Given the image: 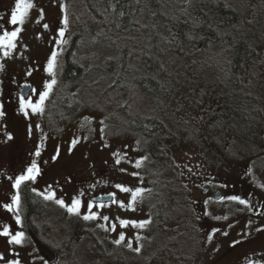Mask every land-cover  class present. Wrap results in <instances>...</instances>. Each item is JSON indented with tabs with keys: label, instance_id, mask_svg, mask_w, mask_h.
<instances>
[{
	"label": "rangeland",
	"instance_id": "obj_1",
	"mask_svg": "<svg viewBox=\"0 0 264 264\" xmlns=\"http://www.w3.org/2000/svg\"><path fill=\"white\" fill-rule=\"evenodd\" d=\"M240 1L243 23L257 41L255 56L241 73L244 85L233 87L221 54L208 53L195 67L181 69L165 114L157 115L179 136L173 159L187 193L186 203L168 215L157 207L164 197L154 185L142 138L121 127L128 121L115 109L113 51L104 46L106 36L89 7L80 0H0L7 25L0 41V79L27 82L38 91L27 101L29 114L18 105L13 117L2 121L4 133L12 136L0 162L12 164L6 177L13 188L21 177L31 176L26 190L44 207L41 224L33 221L39 225L38 235L22 213L13 222L11 239L23 237L17 247H9V233L0 235V264H49L33 246L35 239L53 258L60 243L74 244L76 264H147L168 245L178 254L171 264H264V237L245 244L252 230L238 226V210L246 206L235 196V181L243 173L264 193V0ZM17 4L25 14L23 23L13 24ZM70 47L68 57L84 76L64 84V55ZM52 81L61 88L52 93L48 116L37 120L39 108L33 107L40 106L43 89ZM108 89L109 102L102 97ZM137 95L133 92L129 114L145 108L136 105ZM126 99L128 94L118 100L123 106ZM136 190L143 196L133 204L131 192ZM215 191L221 192L219 200L208 197ZM107 194L113 196L110 203L91 202ZM2 202L0 195V232L18 215L15 207L5 209ZM76 202L75 213L69 212ZM21 221L24 229H16ZM45 228L48 235L42 234ZM255 228L260 237L263 225ZM121 235L125 239L118 243Z\"/></svg>",
	"mask_w": 264,
	"mask_h": 264
},
{
	"label": "trees",
	"instance_id": "obj_2",
	"mask_svg": "<svg viewBox=\"0 0 264 264\" xmlns=\"http://www.w3.org/2000/svg\"><path fill=\"white\" fill-rule=\"evenodd\" d=\"M80 1L83 7H89L91 16L97 20L96 26L105 34L104 46L113 51L111 89L117 94L114 97L115 109L121 111L123 121L129 122L121 127L142 138L154 185L158 194L164 197L157 207L168 211L164 213L169 215L186 203L187 193L180 184L173 159L174 151L179 149V136L175 129L170 132L157 115L165 114V105L171 99L174 85L180 83L181 69L186 64L195 67L197 61L208 53L221 54L233 87L244 85L241 73L246 63L254 58L257 41L249 26L246 29V22L243 23L241 1L184 0L177 4L170 0ZM109 36L113 37L112 40ZM71 48L64 55L62 76L65 81L75 83L82 79L84 72L69 59ZM109 89L102 94L107 102ZM133 92L138 94L136 105H145V108L129 114ZM126 94L128 99L122 106L118 99ZM141 116L147 117L142 119ZM260 118L258 116L254 121L257 123ZM244 119L249 124L250 119ZM21 189L22 215L38 235L39 225L36 227L34 222L37 220L41 224L44 207L28 194L25 185ZM43 231V235H48L46 228ZM74 246L68 241L60 243L56 250L58 264L77 263ZM177 255L168 245L156 251L147 264H155L157 259L172 261Z\"/></svg>",
	"mask_w": 264,
	"mask_h": 264
},
{
	"label": "flooded vegetation",
	"instance_id": "obj_3",
	"mask_svg": "<svg viewBox=\"0 0 264 264\" xmlns=\"http://www.w3.org/2000/svg\"><path fill=\"white\" fill-rule=\"evenodd\" d=\"M5 19H6V14L0 15V41L3 39V34L7 27L6 23L4 22ZM56 83H57L56 81H54V83L52 81L48 83V85L50 84L52 85L51 88H49L48 85L44 87L43 95L47 93V96L43 100V103H40L39 110L36 112V114L34 112V114L37 116V119L48 116L47 104L51 99L50 97H52V93L54 91L58 90L57 88H61V86L60 85L58 86ZM63 83L65 84L69 82L63 81ZM24 84L30 85V83L27 82L17 83L16 80L9 79V77L0 79V155H1V151L5 149V147L9 146V144L11 143V139H9V137L12 136V133L10 131L7 133V135L4 133L2 121L12 118L13 117L12 113L17 108L18 105H20L22 112L29 114L32 108L30 109L28 105L29 103L27 101L34 99L38 93L36 87L33 84H31V90L29 91V94L27 96H24L22 94V85ZM33 108L36 109V105ZM0 160H1V156H0ZM12 169H13L12 164H9L5 161L0 162V195L3 197L2 207L5 209L6 208L9 209L13 206L18 211L17 216H14V218L7 220V232L9 233L10 238H7L6 241L8 242L9 247L11 248L17 247V243L11 242L13 240L11 239V237L15 233V232L13 233V230L15 229L13 222L18 218L19 215H21V199L23 192L20 185L23 183H28L31 179V176H27L28 178L24 179L19 186H17L16 183L15 187L13 188L10 184L11 177L10 178L6 177V173H8ZM37 170L38 172L40 171L39 166L38 168L35 169V172ZM251 181L253 180L250 179V177L246 173L240 175V177L235 181V189H236L235 196L238 197L241 205L246 206L238 210V226L240 227L246 226L251 228L252 232L247 237L248 239L245 241V244H249V245L264 237V228L262 230V235L260 237L257 235V230L255 228V226L258 225H263L264 227V193L261 189L257 187L256 189H254L253 183ZM16 189H18V191H16ZM203 192L207 193V190L204 188ZM24 223L25 222L21 221L20 226H18L15 223L17 226L16 229L19 230L24 229L25 227L23 225ZM238 243L240 244V246H242L241 242ZM36 248L40 255V258H43L44 256L43 249L40 247H36ZM176 258L178 259V257ZM167 263H169V260L167 259H157V262L155 264H167ZM173 264H179V263H173Z\"/></svg>",
	"mask_w": 264,
	"mask_h": 264
},
{
	"label": "snow or ice",
	"instance_id": "obj_4",
	"mask_svg": "<svg viewBox=\"0 0 264 264\" xmlns=\"http://www.w3.org/2000/svg\"><path fill=\"white\" fill-rule=\"evenodd\" d=\"M21 7H22L21 4H17V6H16V12H14L13 15H12V23H13V24H16V23H18V22H19V23H23V16H24L25 13H20V9H21ZM23 7H24L25 9H27V8L31 7V5H30V4H29V5H23ZM17 13H20V15L18 16ZM65 23H66V21H65ZM16 35H17V33H16V32H13V33H12V38H15ZM60 35L63 36V32H61ZM52 59H53V62H54V61H55V57H53ZM48 67H49V72L51 73V72H52V69H53V64L50 63ZM53 83H54V81H53ZM51 86H52L51 84L48 85L49 88H51ZM46 96H47V93H45L43 96H41V98H40V99H41V103H43V100L45 99ZM36 107H37V109H38L40 106L37 105ZM9 139H11V137H9ZM135 166H136V167H139L140 165H139V163H137ZM33 167H35V166H33ZM32 171H33V169H29V173H32ZM27 178H28V177H21V179H20L19 181H17V186H19V184H20L24 179H27ZM120 190L123 191V192H128V191H130V190L127 189V188H121ZM131 196H132V203L134 204V203L137 201V198L143 196V191H141V190L132 191V192H131ZM123 206H124V205L122 204L121 207H123ZM77 208H78V202L74 203V204L72 205V207L68 209V211H69V212H74V213H75V210H76ZM89 211H91V208H89ZM83 218H84L85 220L90 219V218H91V219H97L96 216H92V217L85 216V217H83ZM105 219H106V218H105ZM146 223H150V221H148V222H146ZM122 226H123V227H127V222H122ZM133 226H135V227H144L143 224H141V225H133ZM0 235H8L7 230H5L4 232H0ZM22 239H23V237H22L21 235L17 234L11 242H12V243H17V244H18V243L21 242ZM124 239H125V237H124L123 235H121L120 238H119L118 243H119V242H123Z\"/></svg>",
	"mask_w": 264,
	"mask_h": 264
},
{
	"label": "water",
	"instance_id": "obj_5",
	"mask_svg": "<svg viewBox=\"0 0 264 264\" xmlns=\"http://www.w3.org/2000/svg\"><path fill=\"white\" fill-rule=\"evenodd\" d=\"M25 89H29L30 87H24ZM219 193L212 195L213 198H219ZM112 200V196L111 195H100V196H95L92 198V202L95 203H107L110 202Z\"/></svg>",
	"mask_w": 264,
	"mask_h": 264
}]
</instances>
